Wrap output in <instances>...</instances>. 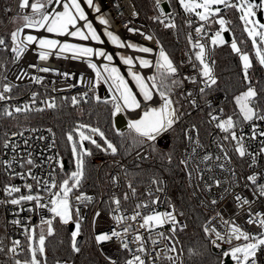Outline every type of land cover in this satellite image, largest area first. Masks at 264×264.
<instances>
[{"label":"snow or ice","instance_id":"snow-or-ice-1","mask_svg":"<svg viewBox=\"0 0 264 264\" xmlns=\"http://www.w3.org/2000/svg\"><path fill=\"white\" fill-rule=\"evenodd\" d=\"M162 0H155L156 8L159 10V15L153 19L163 24L165 28L174 29L175 12L165 13L161 7ZM171 3V0H168ZM184 12L195 15L200 22H203L199 27L195 28L198 37L205 38V25L218 24L219 30L209 38L211 48L206 47L204 43L197 41L192 43V49L195 51V61L193 63L191 56L189 62L196 72L195 76H184L180 78L179 66L174 63L169 54L165 51L163 46L159 47L158 59L153 65V61L142 57H136L135 60L131 55L119 54V60L128 66V76L134 82L138 93L133 91L129 85V81L121 73L120 68L115 66L114 56L100 47L90 46L86 42H94L96 45H103L105 40L102 39L100 32L94 26L92 20L89 19L85 7L82 6L81 0H19L18 9L20 14L18 19L22 24L15 30L8 34L6 39L0 36V51L10 52L13 54V62H19L22 57L30 50L32 45H36L39 49L38 58L41 61H48L51 56L55 55L58 58H71L77 61L87 63V67L95 73L93 80L88 81L92 87L94 98L97 102L100 97L95 95V89L99 86L101 81L108 85L109 91L112 93V100L104 101V103H111L113 108V115H117L125 111L140 110L142 115L138 119L130 120L128 127L131 132L135 133L132 137L133 146H142L149 150V155L137 153L138 157L143 155V159L150 158L152 152H156L159 156L167 159L169 164L172 163L173 152H164L156 147L157 143L163 140L167 135L176 131V126L181 122L184 115H191V113L182 111L183 105L180 101L193 96L192 91L181 93L176 96L175 89L183 87L184 80L192 84H197V76L203 78V86L199 87L200 94H204L206 89H212L218 84V78L215 75L214 67L215 61L210 58L211 50H214L217 45H224L227 43L223 33L231 31L228 25L231 23L221 15V12H226L227 9H235L239 13L238 19L243 22V32L250 38L251 44L255 50V59L258 64L264 68V23L257 19V13L264 11V0L260 3H255L253 0H178ZM84 4L88 8L93 9L96 13H101V8L94 0H84ZM10 12L11 9H8ZM133 15H138L133 13ZM100 25L104 26L103 36L111 42L118 49H131L136 52L152 54L153 49L146 46H139L130 41L122 40L121 37L110 31V22L105 15L100 14L96 17ZM189 26L193 23L191 19L187 21ZM127 27V25H125ZM25 29L33 30L36 33L43 32L46 35L39 36L36 34H24ZM128 31L135 34L139 33L146 40H153L154 37L150 34H145L138 28H128ZM50 34V35H47ZM68 37L69 42L60 38ZM187 39L192 41L189 34ZM84 42V43H80ZM158 42V41H157ZM159 43V42H158ZM231 50L236 53L239 60L242 62L243 81L245 88L238 95L234 96V104L238 109L239 120L233 118L232 115L227 118H222L213 112L209 113L211 117L210 123L215 122V127L225 135L217 143V148L220 154L213 155L211 153L198 156V149H203L199 141V131L196 125L182 130L181 135L191 146V152L187 149L183 158L179 159V165H182V170L185 171L188 180L192 181L194 178L202 182L201 185H196L202 191L211 194L213 188L221 189L220 193L210 199L208 202L210 206L215 207L226 196L232 195L234 205L237 209L243 211L247 206L246 220L247 225L256 226L259 231L253 233L237 223L232 216L225 218V210L216 211L215 215L208 219L207 223L202 226L203 233L209 237V242L212 246L219 249L223 244H227L228 249L222 252V256L217 260V264H224V258H230L234 264H264V211H252V206L264 198V182H260L264 178V171L248 175L245 180L250 184L245 183L244 187L249 188L253 199H248L240 194L233 195L234 186L238 183L237 177L232 165V157L229 155V149L224 142L231 144L232 150L241 158L250 157L251 164H256V156L264 154V147L259 149V153H253L248 150L245 144V136L242 133L244 124L251 125L250 140H256L258 137H264V130L259 129V123L264 121V83L261 81L253 82L250 71L253 69V58L238 46L237 40L231 41ZM93 57L103 58L107 63H102L98 66L93 61ZM135 61H138L139 66L143 68L155 67V74L145 77L137 71H134ZM29 67L37 68L38 65H29ZM41 72H56L57 75L68 77V73H60L55 69L48 67L39 68ZM27 73L21 71L17 75V80H20ZM6 80L7 77H4ZM31 79L40 83V77H31ZM80 83H85L83 75L79 78ZM12 83H5L0 85V101H8L12 96L6 95L13 91ZM74 86V85H73ZM36 93L31 97L32 104H36ZM142 97L143 105L141 99ZM88 93L85 92L83 96L71 97V106L76 107L81 102H88ZM68 100V97L62 98ZM153 101H156L154 104ZM47 109H56L58 107L55 98L41 101ZM191 107H198L195 99L189 100ZM211 107V103H209ZM45 108H32L29 104L22 106H15L14 108L5 107L3 115L6 117H13L14 114L28 113L30 111L43 112ZM222 114L223 109H219ZM237 128L241 130L240 134ZM36 132L38 129H31ZM51 136V143L47 148L51 150L56 145L55 133L51 128L47 129ZM196 136L193 137L192 133ZM24 132H14L11 138L3 139L0 146L3 149H9L17 155L13 156L12 160H0V165L6 171H9V178L19 177L22 180L31 179L35 182L37 192L33 193V184L26 183L24 188L27 189V194H20L21 187L11 185L5 186L4 191L8 200H0V205L11 204L19 206L20 211H28L30 213L37 212V210H46L51 214L49 218L41 215L39 232L37 228L31 226L30 217L27 218L28 226L22 224L20 219L12 220L10 223L21 227L23 235L27 241L25 245L21 240H11V246L4 244V240L0 239V253L8 257L11 264H48V249L46 241L48 237L54 236L56 229L54 222L62 225L74 224L75 231L71 233V250L75 253H80L81 248L78 246L77 237L81 235V223L84 219L81 213V207H87L89 204L95 203L96 198L87 195L80 191L83 183L87 180V160L86 158L93 156V151L85 147V142L94 145L96 149L105 154L116 156L119 148L114 144L99 127H94L90 124L79 123L76 127L66 133V139L70 144V150L75 157V170L70 174L65 173V178L57 181L55 177L56 169L51 168L48 172L50 179H45L33 173L34 168H42L46 162L50 163L54 158L48 157L46 160H41L37 163L34 153L29 151L26 156L20 155L19 145L12 142V138L16 136L23 137ZM7 136V133H5ZM99 137L103 144L98 142L95 137ZM37 140L45 141L48 137L37 136ZM235 142L232 144V142ZM261 145H264V139L260 140ZM24 144L28 145V140H24ZM128 151V149H125ZM19 157V159H17ZM57 166L64 170L65 164L63 161H55ZM17 164L20 169L24 171H15L13 164ZM203 166V167H201ZM251 166V165H250ZM117 167H122L117 162ZM214 169H219L223 173H227L229 179L221 180L214 174ZM206 173H213L208 175L205 179ZM125 175L127 172L125 171ZM118 176H112L111 182L117 184ZM151 184L154 188L148 190L145 195L147 200H142L134 204L131 214H126V210L121 207V198L113 195L108 201L104 203L108 206L110 218L115 222L117 227H113L110 231L101 232L94 235V241L97 244L110 242L114 238L119 241L120 249L131 255L130 259H125L124 264H162L167 261L168 264H185L183 257V246L178 236L179 232H183L187 228V224L182 222L180 217L185 213L178 211L174 204H170L165 200L164 203H169L170 210L159 211L156 206L161 204V198L157 193H163L166 188V181L153 178ZM227 185L226 187H222ZM191 186V184H190ZM126 187L128 192H124L123 200L128 201L130 198L137 196V188L129 182ZM43 192L45 195H41ZM131 194V196H130ZM47 198V199H46ZM24 203H30L33 206L24 208ZM202 203H204L202 201ZM19 215V213H16ZM101 216V211H96L93 216V226L97 218ZM213 221H218L223 231L217 230L213 225ZM133 222L136 227H133ZM138 222V223H137ZM123 225L120 230L119 226ZM46 226V227H45ZM165 226H169L167 231H160ZM140 229L147 232L148 238L139 234ZM132 234L131 243H135V249L130 247V241L127 239L128 234ZM155 234L153 238L152 234ZM149 241L151 242V249H149ZM167 242V243H165ZM159 246V250H157ZM27 251L28 256L23 259L18 258L23 256ZM204 255L198 249H188V259L190 264H203L198 259ZM108 264H118L117 259L111 256L107 257ZM56 264H67L60 260Z\"/></svg>","mask_w":264,"mask_h":264},{"label":"built area","instance_id":"built-area-1","mask_svg":"<svg viewBox=\"0 0 264 264\" xmlns=\"http://www.w3.org/2000/svg\"><path fill=\"white\" fill-rule=\"evenodd\" d=\"M81 2L89 14V19H92L94 21L98 32H100L101 34L102 39L105 40V43L103 45H96L94 44V42H91V41L86 42V43H88L90 46H93V47H103L108 53L112 54L114 56L115 65L120 68L121 73L129 81V84L133 88V91L138 93V89L135 87L133 81L131 80V77L128 76V66H125L119 60V53L131 55L134 58V60L136 57H142L145 59H149L153 61V65L155 64L156 60L158 59L159 47L162 46V44L151 31L149 22L140 13L137 6L133 3L132 0H94V2L98 4L101 8V13H96V14L94 13L93 9L88 8L87 5L84 4V0H81ZM150 2L152 5L153 18H154L159 15V10L156 8L155 0H150ZM161 7L163 8V11L165 13L175 12L176 13L175 19L177 15L181 14L179 10L174 9L172 7L171 3H169L168 0H162ZM133 13H137L138 15H133ZM19 14H20V10L18 9V0H15L11 11L8 12L7 14V17H8L7 22L0 29V33H2L7 27L11 26V22L13 18ZM100 14L105 15L106 18L109 20L110 22L109 30L119 35L122 40L130 41L139 46L150 47L154 50L153 53L145 54V53L133 51L128 48L118 49L115 46L111 45L110 41L107 40V37L103 36L104 26L100 25L99 22L96 20V16ZM182 14H183L182 16H183V21H184V29L186 31L187 36L189 34L191 35L192 41L189 42V45L185 52V57H186L185 63L182 67H179V73H180L181 79H183L184 76H195L196 75V72L192 67V63L189 62V57L191 56L193 63H196V64L199 63L198 61H195V51H198V50L192 49V43H196L197 41H199L200 43H204L206 47L211 48L209 38L214 34L211 31V26L205 25V29H206V32L204 34L205 38L202 39L198 37L195 32V28L199 27L203 22H200L194 14L191 16H189V14L185 12ZM189 19L193 21L191 26H189V24L187 23ZM125 25H127V27ZM228 27L231 29V23L228 25ZM128 28H138L140 29V31L144 32L145 34L152 35L154 39L151 41L146 40L139 33L133 34L129 32ZM227 33L230 34V38H231V31L225 32L223 33V35L226 36ZM24 34L25 35L26 34H36L39 36L46 35L43 32L36 33L33 30H29V29H25ZM47 35H50V34H47ZM60 39L69 41V42H79V41H71L68 37H62ZM80 43H84V42H80ZM214 51H215V48L214 50H211L210 52V58L212 60H215ZM38 52H39V49L37 48V46L32 45L30 47V50L24 55V57L21 58L19 62L12 61V63L6 69L4 77H7V79L5 80L3 77V84L12 83L14 85L13 91L11 93H13L15 90H23V91H17L16 96L13 97L14 100L12 103V108H14L15 106H22L21 101L23 100H27L28 104L32 108H36V107L45 108V105L41 103V101L48 100L51 98H55L56 100V98L60 95L77 96L79 98L83 96L85 92H87L88 96L89 95L94 96L93 92L89 91L92 85L87 82L94 79L95 73L87 67L86 62L73 60L71 58H68V59L58 58L55 55L51 56L48 61H41L38 58ZM93 61L96 62L98 66L101 65L102 63H107V61H104L103 58H97V57H93ZM29 65H38V67L32 68V67H29ZM43 67L55 69L60 73H68L69 75L68 77H65L63 75H57L56 72L46 73V72L39 71V68H43ZM133 69L139 70L141 74L144 75L145 77L155 74V67H151V68L140 67L138 61H135V67ZM21 71L26 72L27 75L23 76L20 80H17L16 77L17 75L21 73ZM214 72H215V67H214ZM81 75H83L84 81H85V83L83 84L79 82V78L81 77ZM215 75H216V72H215ZM34 76L40 77L41 82L40 83L34 82L31 79V77H34ZM202 86H203V78L197 76V84H192L189 81L184 80L183 87L175 89V93H176V96H179L181 93H187L188 91H192L193 92L192 97H188L187 99H182L180 101L181 105H183L182 111L188 112L191 114L193 112L202 111V112H205L206 114V119L210 127V130L208 134H200L199 132V141L202 145H204V148L198 149V156H202L203 154H206V153L217 155V154H220V152H219V149L217 148L216 142H219L220 139L225 135V133L221 132V130L215 127L214 121L211 123L209 122L211 119V117L209 116V113L213 112L216 115H220L222 118H227V116L224 114V110L222 114L219 112V109L222 108L221 104L224 103L226 97L224 93L216 92L204 98V95L200 94L198 91L199 87H202ZM0 90H2V88H0ZM11 93H6V95H9ZM33 93L37 94L36 104L34 105L31 102V97ZM95 95H98L100 99L104 101L112 100V93L109 91L108 85L104 84L102 81L99 84V86L96 87ZM138 98L141 99L142 105H143L144 102H143L142 97L138 96ZM191 99H195L197 101L198 107H195V108L191 107V105L189 104V100ZM1 102L7 103L8 101H1ZM153 103L155 104L156 101H153ZM209 103H211V107H209ZM119 114L123 115L124 118L127 120V118L129 119L138 118L141 115V111L140 110L125 111ZM117 115H114V119ZM186 116L188 115H184L182 119H184ZM258 123H259L258 130H264V121H261ZM114 127L117 133L119 134L129 129L127 123H126L125 129L117 128L115 125V122H114ZM31 129H38V131L33 132L31 131ZM47 129L49 128L39 127V126H25L21 129L9 131V130H4L2 128V125L0 124V142H2L3 139L11 138V134L14 132L23 131L24 132L23 137L16 136L12 138V142L20 146L18 150L20 155L26 156L27 153L31 151L34 153L37 163H40L41 160H46L48 157L54 158L53 161L50 163V166H49V163L46 162L42 168H34L33 173L45 179H50L48 177V172L51 170V168H55L56 169L55 177H56V180L59 182L61 169L57 166L55 161H62V159H61V155H60L59 147L57 143L55 147H53L51 150L47 148V145L51 143V139H52ZM237 132L238 134H240L241 130L237 128ZM5 133H7V136H5ZM242 133L245 136V144L248 150L253 153H259V149L261 147H264V145H261L260 143V140L264 139V137H258L256 140L248 139V137L251 136V125L247 123L244 124ZM41 135L48 137V139L45 141L37 140L36 137L41 136ZM192 135L195 138L196 133L193 132ZM25 139L28 140V145L24 144ZM171 142H172L171 135L166 134V137L163 140L159 141L156 146L161 150L167 151L171 147ZM224 143L229 149V155L232 157V165H230V167L235 169L237 177L239 178L238 183L234 186L233 195L238 193L251 200L253 199V197H252V194L249 188L244 187L245 183L250 184V182H247L245 178L248 175H251L253 173H259L261 171H264V154H258L256 156V160H257L256 164H251L250 157H245L241 159L232 150L231 144H229L228 142H224ZM234 143L235 142L233 141L232 144ZM186 149L189 153L191 152V146L188 144L187 141H186L184 151L182 152L181 158H183ZM138 152L142 153L143 155H149V150L147 148L140 149L134 154V160L136 161L145 160L143 159V155L138 157L137 155ZM15 155L17 154L11 152L9 149H3L2 146H0V160L10 161ZM17 159H19V157H17ZM152 159H153V154L151 153L150 158L147 160H152ZM93 160L96 163H106L107 161H109L111 163H115L116 165L111 169V171L105 178V181H102L99 179L98 186L96 188L80 189L81 192L86 193L87 195H91L96 198L95 203L89 204L87 207H83V206L81 207V213L84 217L83 221L89 222L91 233H92L93 240H94V235L99 234L101 232L110 231L113 227H117L115 225V222L110 218L108 206L106 203H104L105 201H108L111 196L116 195L121 198V207L126 210V214H131L134 204L142 200H147L148 197L145 195V193L148 190L154 188V186L151 184V181H150L143 191L141 192L137 191V196L135 198H130L128 201H124L123 194L124 192L129 191V189L126 187L129 181L126 179V176H125V170L128 167L127 163L119 159H114L110 156L107 158L105 157V159L104 158L103 159L94 158ZM117 162H119V165H121L122 167H117ZM13 169L17 172L24 171L20 169L19 166L15 163L13 164ZM4 171L9 176V171H6L5 169ZM212 174L213 173H206L205 179H207L208 175H212ZM214 174L217 176V178L221 180L230 178L227 173H223L219 169H214ZM112 176L119 177L117 184H113L111 182ZM155 178H159V179L166 181L165 191L163 193L156 194L160 196L161 201H162L161 204L156 206L157 210L159 211L170 210L169 203H164V201L167 200L170 202V204H174L178 211H183L182 209L176 206L173 200V197L171 195V185H170L169 180L164 176L155 177ZM12 179L14 180L12 185L21 187V193L14 194V195L18 196L20 194H27V189L24 188V185L26 183L33 184V193L35 194L37 192L35 182L32 181L31 179L22 180L19 177H15ZM260 182H264V178H262ZM187 184H188V187L192 195L197 201L198 205L202 207L209 214L208 219L214 216L216 211L225 210L226 219L229 218V216H232L233 214H235L234 218L236 219L237 223H239L242 227L246 228L247 230L253 233H256L259 231V229L256 226L247 225L245 223L247 206H245V209L243 211H241L240 209H237L234 205L232 195L226 196L224 200L221 201L217 206L212 207L210 206L208 202L210 201L211 198L216 196L217 193H220L221 189L213 188L211 194L206 193L201 190L202 182L195 178L192 181H189L187 177ZM196 185H201V188H197ZM226 186L227 185H223L222 187H226ZM40 194L45 195L43 192H41ZM8 199H10V197H8L7 193L4 192L0 200H8ZM202 201L204 203H202ZM32 206L33 205L30 203H24L23 205L25 209L28 207H32ZM96 211H101V216L97 218L95 222V226H93V216ZM252 211L253 212L264 211V198L257 200V202L252 206ZM16 213H19V215H16ZM1 215H2L3 221L1 223L2 227H0V239H3L4 244L9 247L11 246V240L13 239L21 240L25 245L27 244L25 236L22 234L23 229L21 227H18L10 223L12 220L20 219L22 224H24L25 226H28L27 218L30 217L31 226L39 227L41 215H43L45 218H49L51 216V214L48 213L46 210H37V212L30 213L28 211H20L19 206H14L11 204L0 205V216ZM180 219L182 220V222L186 223L185 215L183 217H180ZM129 223H133V222H129ZM212 223L214 226L217 227V230L223 231L218 221H213ZM122 227L123 225L119 226L117 230H120ZM133 227L134 228L136 227V223H133ZM168 227L169 226H165L164 229H159V230L167 231ZM139 234L144 235L146 239L148 238V235H149L143 229H140ZM179 234L180 232L178 233V236ZM152 236L153 238H155L154 233L152 234ZM127 239L130 241V247L135 249L136 244L131 243L132 241L131 233L128 234ZM95 246L99 254L101 255V257L103 258V260H105L107 263H108V260H107L108 256H111L112 258L117 259L118 264H124L125 259L131 258V255L129 253L120 249L119 241H117L115 238L112 241L105 242L103 244L95 243ZM148 246H149V249H151L150 241H149ZM222 247H225V250H226L228 249L229 246L227 244H223ZM157 250H159V246H157ZM26 256L27 255L25 251L23 253V256L18 257V258L23 259ZM183 257L185 259L184 251H183ZM0 264H11V261L8 260L7 256L0 253ZM162 264H168V262L165 260L162 262Z\"/></svg>","mask_w":264,"mask_h":264},{"label":"trees","instance_id":"trees-1","mask_svg":"<svg viewBox=\"0 0 264 264\" xmlns=\"http://www.w3.org/2000/svg\"><path fill=\"white\" fill-rule=\"evenodd\" d=\"M15 0H1L0 2V29L7 22L8 9H12ZM137 6L140 13L149 22L151 31L160 41L165 51L170 55L171 59L179 67L185 63V52L189 45L187 34L184 29L183 14L184 10L177 0H171V5L174 9L180 11V15L176 16V28H165L163 24L153 19V9L150 0H132ZM261 2V1H260ZM19 3V0H18ZM227 20L231 22V38L224 36L227 43L224 45L215 46V72L218 78V84L212 89H206L204 98L216 92L224 93L226 99L221 104L224 114L226 116L232 115L234 119L239 120L238 110L234 104V96L238 95L245 88L243 81L242 63L236 53L231 50V41L236 39L241 48L245 52H252V44L247 34L243 32V22L238 19L239 13L235 9H227L226 12H221ZM218 28V24L211 25V31L214 33ZM13 31L11 26L7 27L0 36L8 38V34ZM13 61V54L9 51H0V85H3V77L6 69ZM253 82L261 81L264 83V68H262L257 60L253 59V69L250 71ZM15 90L9 94L12 96L11 100L7 103L0 101V124L4 130H17L25 126H39L51 128L56 134L55 140L59 147L61 159L66 163L63 171L60 170V181L65 178V173L70 174L75 170V158L71 153L70 144L66 139V133L72 131L77 124L84 123L90 124L94 127H99L103 130L106 136L118 146L119 152L116 156L105 154L104 152L95 148L88 142H85V147L93 151V156L86 158L87 160V174L88 178L83 183L81 189L96 188L99 179L105 181V178L116 166L115 163L107 161L106 163H96L94 158L105 159V157H112L127 163L128 167L126 179L131 182L138 192L145 189L148 183L155 177H166L171 185V195L176 206L182 209L185 213L187 228L180 232V240L185 253V264H190L188 259V249H198L204 255L200 259L203 264H217V260L222 254H217L213 251V246L209 242V237L202 231V226L207 222L209 214L198 205L194 196L192 195L188 184L187 175L182 170L183 166L179 165L178 161L182 157L186 140L181 135L185 128L196 125L200 134H208L210 127L208 125L205 112H193L191 115L186 116L176 126V131L171 133L172 142L171 147L164 152H173L172 163L169 164L167 159L159 156L156 152H152V160L136 161L134 154L145 147L133 146L132 137L135 133L130 129L123 133H117L114 127L113 108L110 103H104V100L99 102L89 95L88 102H81L78 106H71L70 95H60L56 98L58 107L56 109H47L43 112L30 111L28 113L14 114L13 117H6L3 115L5 107H11L13 100L17 94ZM27 91V90H25ZM19 93V92H18ZM68 97V100L62 98ZM205 100V99H204ZM21 104H28L27 100L21 101ZM98 142L103 144V141L97 137ZM157 147V146H156ZM158 148V147H157ZM128 149V151H125ZM159 149V148H158ZM161 150V149H160ZM13 179L4 171L0 165V198L4 194L5 186H11ZM2 215L0 216V227H2ZM56 229L55 235L48 237L46 247L48 249V264H56L57 260L67 262L68 264H108L99 254L90 229L88 221L81 223V241L79 247L80 253H75L71 250V232L69 225H62L57 221L54 222ZM37 232H39V227ZM28 256V252L26 251Z\"/></svg>","mask_w":264,"mask_h":264},{"label":"water","instance_id":"water-1","mask_svg":"<svg viewBox=\"0 0 264 264\" xmlns=\"http://www.w3.org/2000/svg\"><path fill=\"white\" fill-rule=\"evenodd\" d=\"M261 0H253V2L255 3H260ZM257 18L262 22L264 23V11H261V12H258L257 13ZM227 37H229L230 39V34L227 33L226 35ZM122 118H116L115 119V125L117 128H124L126 127V122L124 121V119L121 121ZM65 164V167H66V163L64 162ZM74 228H75V225L74 224H69V229H70V232L72 233L74 231ZM81 241V236H78L77 237V243H78V246H79V243ZM225 250V247H221L219 249L215 248L213 246V251L217 254H222V252ZM224 264H233V261H231L230 258H225L224 260Z\"/></svg>","mask_w":264,"mask_h":264},{"label":"rangeland","instance_id":"rangeland-1","mask_svg":"<svg viewBox=\"0 0 264 264\" xmlns=\"http://www.w3.org/2000/svg\"><path fill=\"white\" fill-rule=\"evenodd\" d=\"M82 3V2H81ZM82 6H84L83 4H82ZM85 11L87 12V10H86V8H85ZM94 13L96 14V12L94 11ZM87 14H88V12H87ZM18 16L19 15H17V16H15L14 18H13V20H12V22H11V28H12V30H15L17 27H19L21 24H22V21L21 20H19L18 19ZM88 16H89V14H88ZM98 16V15H97ZM96 16V17H97ZM258 19V18H257ZM90 20H92V19H90ZM97 20V19H96ZM98 21V20H97ZM92 22H93V24H94V26L96 27V25H95V23H94V21L92 20ZM99 22V21H98ZM211 25H214V24H211ZM217 30H219V25H218V28L216 29V31ZM98 31V30H97ZM215 32V31H214ZM225 33V32H224ZM234 39V38H233ZM111 43V42H110ZM237 43H238V46H240V43L237 41ZM112 45V44H111ZM114 46V45H113ZM241 47V46H240ZM253 47V46H252ZM100 48H103V47H100ZM104 49V48H103ZM105 50V49H104ZM249 55H250V57H252L253 59L255 58V50H254V48L252 49V52H247ZM119 54H124V53H119ZM124 55H126V54H124ZM242 63V62H241ZM116 66V65H115ZM126 66V65H125ZM134 71H137V72H139L140 74H141V72L139 71V70H136V69H133ZM134 83V82H133ZM130 85V84H129ZM135 85V84H134ZM131 86V85H130ZM94 97V96H93ZM111 101V100H110ZM109 101V102H110ZM238 110V109H237ZM141 115H142V113H141ZM140 117V116H139ZM138 117V118H139ZM138 118H127V120H128V122L130 121V120H134V119H138ZM98 137V136H97ZM97 137H95L96 139H97ZM75 158V157H74ZM71 224V223H70ZM69 225V224H68ZM46 227V226H45ZM39 229V228H38ZM75 231V230H74Z\"/></svg>","mask_w":264,"mask_h":264},{"label":"crops","instance_id":"crops-1","mask_svg":"<svg viewBox=\"0 0 264 264\" xmlns=\"http://www.w3.org/2000/svg\"><path fill=\"white\" fill-rule=\"evenodd\" d=\"M116 118H122L121 121L124 119V121L128 124V121L124 118L123 115H120V114H119V115H117V116L115 117V119H116ZM115 119H114V122H115Z\"/></svg>","mask_w":264,"mask_h":264}]
</instances>
